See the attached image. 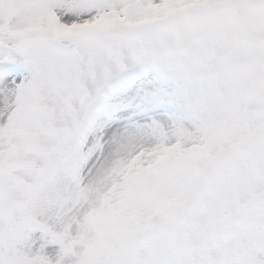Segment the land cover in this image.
<instances>
[{"label": "snow or ice", "instance_id": "obj_1", "mask_svg": "<svg viewBox=\"0 0 264 264\" xmlns=\"http://www.w3.org/2000/svg\"><path fill=\"white\" fill-rule=\"evenodd\" d=\"M0 264H264V0H0Z\"/></svg>", "mask_w": 264, "mask_h": 264}]
</instances>
